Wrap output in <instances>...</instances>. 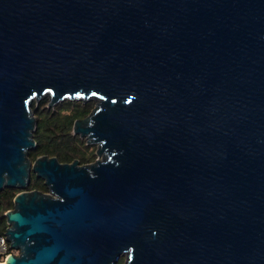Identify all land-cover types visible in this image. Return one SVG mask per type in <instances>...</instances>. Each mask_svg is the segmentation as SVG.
Returning a JSON list of instances; mask_svg holds the SVG:
<instances>
[{
  "label": "water",
  "instance_id": "obj_1",
  "mask_svg": "<svg viewBox=\"0 0 264 264\" xmlns=\"http://www.w3.org/2000/svg\"><path fill=\"white\" fill-rule=\"evenodd\" d=\"M44 98L95 162L31 159ZM5 188L6 264H264V0H0Z\"/></svg>",
  "mask_w": 264,
  "mask_h": 264
},
{
  "label": "trees",
  "instance_id": "obj_2",
  "mask_svg": "<svg viewBox=\"0 0 264 264\" xmlns=\"http://www.w3.org/2000/svg\"><path fill=\"white\" fill-rule=\"evenodd\" d=\"M41 104V109L36 102L33 104L38 125L34 132L37 146L30 151L31 159L35 161L39 156L48 155L57 157L62 163H71L76 159H79L81 164L91 162L85 153V143L74 134L73 128L77 119L85 118L91 113L93 103L66 101L67 113L60 109L51 112L44 107L45 101ZM33 189L49 191L44 180L38 178L35 173H32V181L27 190ZM18 193L19 190L11 188L0 191V233H5L8 228L5 214L14 208V198ZM123 263L122 257L118 264Z\"/></svg>",
  "mask_w": 264,
  "mask_h": 264
},
{
  "label": "rangeland",
  "instance_id": "obj_3",
  "mask_svg": "<svg viewBox=\"0 0 264 264\" xmlns=\"http://www.w3.org/2000/svg\"><path fill=\"white\" fill-rule=\"evenodd\" d=\"M43 101H45L46 102V104L44 105V107L47 109V110H49V111H53L54 109H60V110H62L64 113H67V111H66V109H65V106H66V101H63V102H60V103H58V104H56L54 107H50L49 106V99L48 98H44V99H42L40 102H38L37 104H38V107L41 109V103L43 102ZM74 102H77V103H79V102H83V101H74ZM88 102H92L93 103V105L95 106V102L94 101H88ZM83 103H87V102H83ZM94 108V107H93ZM65 109V110H64ZM35 116H36V114H35ZM76 135V134H75ZM76 136H78L81 140H82V142H83V144H84V149H85V153H86V155H87V157L91 160V162H89V163H93V162H95L96 160H97V158H98V154H97V145L96 144H88V142H87V138L86 137H81L80 135H76ZM79 160V159H78ZM89 163H85V164H89ZM9 211V210H8ZM16 252V254H19L20 252L19 251H15ZM123 260H124V263L123 264H125V257H123Z\"/></svg>",
  "mask_w": 264,
  "mask_h": 264
},
{
  "label": "built area",
  "instance_id": "obj_4",
  "mask_svg": "<svg viewBox=\"0 0 264 264\" xmlns=\"http://www.w3.org/2000/svg\"><path fill=\"white\" fill-rule=\"evenodd\" d=\"M11 254H16V252L11 248L6 232L0 233V264L6 263L7 258Z\"/></svg>",
  "mask_w": 264,
  "mask_h": 264
},
{
  "label": "bare ground",
  "instance_id": "obj_5",
  "mask_svg": "<svg viewBox=\"0 0 264 264\" xmlns=\"http://www.w3.org/2000/svg\"><path fill=\"white\" fill-rule=\"evenodd\" d=\"M4 264H6V263H4Z\"/></svg>",
  "mask_w": 264,
  "mask_h": 264
}]
</instances>
